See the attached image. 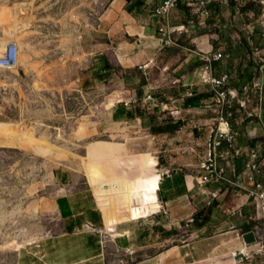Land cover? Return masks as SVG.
Listing matches in <instances>:
<instances>
[{
  "label": "crops",
  "instance_id": "crops-1",
  "mask_svg": "<svg viewBox=\"0 0 264 264\" xmlns=\"http://www.w3.org/2000/svg\"><path fill=\"white\" fill-rule=\"evenodd\" d=\"M160 2L110 0L94 22L80 26L78 83L86 90L111 85L104 107L121 102L127 109L125 122L134 116L142 132L145 116L157 114L162 105L169 106L171 114H185L191 99L201 107L206 101H215L213 85L201 80L205 61L198 51H221L223 56L213 61L212 73H228L226 88L240 96L244 85L252 87L253 98L245 114L240 108H234V113L225 111L228 105L218 104V114L225 111L232 116L231 129L241 149L240 155L220 157L219 164L226 167L228 179L239 180L242 186L231 192L233 184L228 180L200 186L177 171L160 173L156 141L149 143L148 151L130 152L124 142L102 139L94 149L100 151L94 158H101L121 176L118 185L124 184L122 176L136 185H160L151 192L154 199L146 204L138 200V207L149 214L123 218L125 210L118 200L117 204L109 201L102 205L92 179L91 185L83 182L73 167L56 163L51 169V190L42 202L50 220L49 232L12 250L7 264H202L212 257L226 259L217 264H264V218L248 195L252 184L245 174L251 149H259L264 157V7L257 0L225 4L211 0V17L202 26L181 3L172 13L171 38L166 40L159 31L162 20L154 15ZM179 26L185 27V35L178 33ZM149 94L152 97L148 99ZM131 102L134 104L129 107ZM233 105L239 106L236 99ZM133 107L137 109L133 111ZM117 113L111 109V119L118 117ZM218 116L205 119V123L215 124ZM234 119L241 124L235 125ZM216 127H208L209 140ZM227 148L224 142L220 151ZM258 180L264 185V171ZM213 191L219 196L209 203ZM188 218H193V224L187 226L194 238L162 252L173 241L174 231L184 228H178L180 222ZM250 231L257 241L246 245L244 235ZM244 251L247 259L237 260L235 256Z\"/></svg>",
  "mask_w": 264,
  "mask_h": 264
},
{
  "label": "rangeland",
  "instance_id": "rangeland-1",
  "mask_svg": "<svg viewBox=\"0 0 264 264\" xmlns=\"http://www.w3.org/2000/svg\"><path fill=\"white\" fill-rule=\"evenodd\" d=\"M109 1L0 0V26L21 42L20 65L0 71V264H7L12 250L49 232L50 220L42 202L51 190L54 164L70 165L90 185L92 177L105 187H109L106 182L119 181L121 176L107 163L94 158L102 139L124 142L130 152L148 151L149 143L156 141L160 173L177 171L195 181L206 173L208 127L218 126L221 117L217 102L206 101L201 107L191 99L185 114H171L169 106L162 105L157 114L145 116V129L140 132L134 116L125 122L127 109L121 102L104 107L111 85L89 90L79 85V28L94 22ZM238 105L224 110L240 108L245 114L248 107ZM111 109L118 111L115 119L110 117ZM225 111L224 116L232 120ZM213 115H219L215 124L205 123ZM233 122L241 124L236 119ZM238 187L233 185L230 191ZM119 196L113 193L111 204H117ZM133 203L140 204L138 200ZM190 219L180 222L178 228H184L174 231L173 241L162 252L194 238L187 226ZM225 261L212 257L202 264Z\"/></svg>",
  "mask_w": 264,
  "mask_h": 264
},
{
  "label": "built area",
  "instance_id": "built-area-1",
  "mask_svg": "<svg viewBox=\"0 0 264 264\" xmlns=\"http://www.w3.org/2000/svg\"><path fill=\"white\" fill-rule=\"evenodd\" d=\"M221 2L228 3L229 0H220ZM264 7V0H257ZM185 4L192 10V14L196 17L198 23L202 26L207 25L208 18L211 17V12L208 9V5L211 0H161L159 5L154 10V15L161 18L162 22L159 27V31L163 38L168 40L171 38L172 26L170 25V18L174 10L179 8L180 4ZM264 18V11H263ZM264 24V21H263ZM184 26L176 28L178 33L185 35ZM260 51L257 50L256 54ZM20 49L18 44L11 38L4 36V33L0 31V71L14 69L19 65ZM198 54L205 61L204 70L201 75V80L204 83H210L213 85L212 94L215 96V102L220 105H231L233 100L236 99L241 107L247 108L252 101L253 95L251 93V86L244 85L242 88V96L234 89L226 88L229 82V74L222 73L219 76H215L212 73L213 61L222 58L223 53L218 51L212 53L210 51H198ZM254 87L260 88L258 83H254ZM149 94L147 98H151ZM219 125L214 130V134L209 140V160L206 161L204 167L206 168L205 175L200 176L197 182L200 186H204L207 183L217 182L220 180H228L231 184L236 186H242L239 180L228 179L226 177V167L219 164V158L227 156L230 153L235 155L241 154V149L238 147L237 137L235 132L231 129L230 121L224 116L223 112L219 120ZM228 144L226 151H220V147L223 143ZM248 160L245 163V174L247 181L252 184L248 189V195L257 202L258 210H260L261 217L264 218V185L263 182L258 180L264 171V157L261 155L259 149H251L248 154ZM209 203L218 198V192H210ZM193 222V218L188 223ZM243 235V234H242ZM264 250V247L261 248Z\"/></svg>",
  "mask_w": 264,
  "mask_h": 264
},
{
  "label": "bare ground",
  "instance_id": "bare-ground-1",
  "mask_svg": "<svg viewBox=\"0 0 264 264\" xmlns=\"http://www.w3.org/2000/svg\"><path fill=\"white\" fill-rule=\"evenodd\" d=\"M1 28L4 32V36L7 38L13 39L18 44L19 49H20L21 42L19 41V39L16 38L15 36L9 35L3 27ZM20 53H21V50H20ZM19 65H20V54H19ZM9 142L15 143L16 141L13 140ZM124 159H127V158L125 157L122 160ZM121 180L124 181V184L122 186H120V184L118 185V182L115 181L113 183L106 182V184H108L109 187H105L104 184L100 183L97 178L95 177L92 178L93 184L97 191L98 198L100 199V202L102 203V205H106L109 201H112L111 198H112L113 193H118L120 195L118 198L119 206L120 208H122V210H125L124 211L125 215L123 218L128 219V218L140 217L143 212L139 207L137 208L134 207V205H132V201L141 200L142 203L144 204L151 201L152 199L155 198V195H153L151 192L157 189L159 184L151 183L148 186L141 185V184L136 185L132 182H129L126 176H122ZM143 214H144L143 216L148 215V213L146 212H144ZM123 218L122 216L120 217V219H123ZM244 253L247 254V251H244Z\"/></svg>",
  "mask_w": 264,
  "mask_h": 264
},
{
  "label": "water",
  "instance_id": "water-1",
  "mask_svg": "<svg viewBox=\"0 0 264 264\" xmlns=\"http://www.w3.org/2000/svg\"><path fill=\"white\" fill-rule=\"evenodd\" d=\"M244 240H245L246 245H253L256 243L257 238H256L255 233L253 231H250L244 235ZM235 258L237 260H239V259L246 260L247 256L244 252H240L238 255L235 256Z\"/></svg>",
  "mask_w": 264,
  "mask_h": 264
}]
</instances>
